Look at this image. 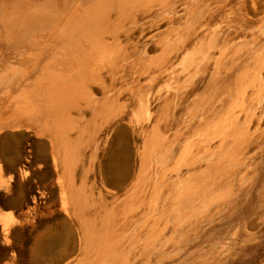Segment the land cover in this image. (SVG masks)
<instances>
[{"label":"bare ground","instance_id":"1","mask_svg":"<svg viewBox=\"0 0 264 264\" xmlns=\"http://www.w3.org/2000/svg\"><path fill=\"white\" fill-rule=\"evenodd\" d=\"M4 130L39 140L6 161H50L85 254L66 259V226L34 264H166L174 219L264 146V0H0Z\"/></svg>","mask_w":264,"mask_h":264},{"label":"rangeland","instance_id":"2","mask_svg":"<svg viewBox=\"0 0 264 264\" xmlns=\"http://www.w3.org/2000/svg\"><path fill=\"white\" fill-rule=\"evenodd\" d=\"M11 136L8 130L0 133V148L9 149L5 150L4 155L5 162L8 163L0 161V180L4 187L3 190L0 186V264H34L39 260L41 262L43 258L38 255L36 247L44 240L42 237L50 233L52 236H60L66 226L72 227L69 244L64 248L66 259L73 257L83 259L85 254L78 250L77 225L63 214L58 185L59 174L55 173L50 161L43 160L33 164L23 159L22 163L14 167L9 164L10 162L6 160L12 157L10 154L25 157L28 156L27 145L35 148L33 150L39 147L37 142L39 140L33 133L20 130L13 134L15 137ZM257 152L256 163L254 162L252 169L245 174V178L238 186L235 184L233 189L224 187L213 193L211 200L215 201L221 196L218 198L219 204L225 202V205L220 207L213 202V206L210 200V208L209 204L207 205L209 209H206V206L202 207V210H195L198 214V211H201L199 215L202 218L195 211L183 218L192 219L193 214L195 220L192 219L193 223L189 219L186 220L187 223L184 220L180 225L176 222L177 219H174L176 230L171 233L173 240L170 239L174 241L171 242L173 249L164 259L166 264H264V146L257 149ZM5 164H8L7 169L4 167ZM221 190L223 194L226 192L228 194L230 190L232 193L230 191L229 195H223ZM100 196L101 198H98ZM95 198L100 199V202L109 209L118 210L122 205L121 198L112 199L103 193ZM187 227L189 230L185 231ZM54 256L47 255L53 264H64L65 260L59 262Z\"/></svg>","mask_w":264,"mask_h":264}]
</instances>
